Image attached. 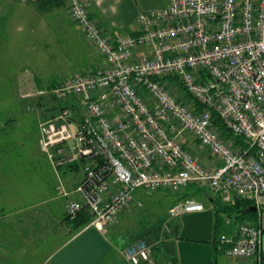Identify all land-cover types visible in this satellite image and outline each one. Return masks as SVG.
Wrapping results in <instances>:
<instances>
[{"label": "built area", "instance_id": "obj_1", "mask_svg": "<svg viewBox=\"0 0 264 264\" xmlns=\"http://www.w3.org/2000/svg\"><path fill=\"white\" fill-rule=\"evenodd\" d=\"M69 12L100 63L25 92L51 94L57 102L39 122V145L54 167L82 164L74 189L58 185L66 214L75 218L87 207L92 218L85 226L106 231L137 188L179 191L197 183L224 203L243 198L256 205L258 221L241 220L220 244L230 257L257 255L264 212V0H165L138 14L136 33L114 36L83 0H71ZM175 81L191 102L169 87ZM215 115L242 141L224 135ZM186 133L215 164L186 146ZM204 208L187 197L170 207L168 221ZM124 253L129 264H157L145 238Z\"/></svg>", "mask_w": 264, "mask_h": 264}, {"label": "rangeland", "instance_id": "obj_2", "mask_svg": "<svg viewBox=\"0 0 264 264\" xmlns=\"http://www.w3.org/2000/svg\"><path fill=\"white\" fill-rule=\"evenodd\" d=\"M35 6L37 3L31 1L0 0V204L5 205L7 212L37 196L27 190L30 187L33 190L44 183L49 191L50 183L56 181L53 166L39 145V122L52 113V105L57 102L51 94L25 97L27 92L23 91L22 79L31 71L46 85L84 70L92 64L93 56H99L73 22L67 27L66 24L60 27L48 25L33 12ZM64 14L62 11V16ZM50 17L54 18L53 15ZM168 84L188 102L192 101L182 85L176 81ZM187 135L188 139L194 140L192 134ZM199 145L195 142V152H198ZM209 191L207 186L197 183L179 191L139 187L131 206L107 226L108 235L123 249L139 238L151 239L154 244L147 241L155 247L170 233L165 223L172 225L175 222L168 221L173 202L185 198L186 193L197 200L207 201ZM11 194L14 196L12 208L2 203ZM16 198L22 199L15 203ZM6 211L0 205V213ZM20 215L16 213L14 219L19 220ZM181 221L183 226V218ZM14 224L18 223L14 221ZM153 228L159 231V235L150 232ZM186 231L190 232V229ZM160 250L154 249L153 252L157 264L165 263L170 256L168 250Z\"/></svg>", "mask_w": 264, "mask_h": 264}, {"label": "crops", "instance_id": "obj_3", "mask_svg": "<svg viewBox=\"0 0 264 264\" xmlns=\"http://www.w3.org/2000/svg\"><path fill=\"white\" fill-rule=\"evenodd\" d=\"M22 1L36 2L37 6L33 8V12L37 14L38 19L42 18L48 25L60 27L66 24L67 27L73 22L77 30L80 29L82 32V38L88 42L83 30L70 15L71 0ZM83 1L90 15L113 36L136 33L139 30L138 14L165 4V0ZM62 11L65 13L63 16ZM50 15L54 18L49 19ZM100 61L101 56L95 55L92 57L91 65H96ZM21 84L25 92L45 86L43 80L31 71L27 72ZM185 136L188 139L187 133ZM195 142V139H188L186 146H189L205 164H215L207 150L200 149V143L198 152L193 150ZM52 166L56 181L50 183L49 191L46 190L44 183H41L33 190L31 187L27 189L37 196L19 203V208L7 212L5 205L0 204L6 211L0 213V264H127L124 253L126 247L123 249L115 244L108 235L109 230L101 231L94 226H79L78 222L69 218L65 212L67 197L60 192L58 185L64 184L67 189H74L83 176L82 164L75 163L57 168L53 164ZM207 195L209 200H198L204 203L203 210L186 212L176 217V220L175 218L171 220L175 222L170 225V233L162 241L168 246L170 244V248L166 247L170 256L165 263L158 264H264V213L261 218L262 244L258 254L250 258L230 257L223 252L220 236L223 233L235 234L241 220L225 215L226 223L217 225L216 203L220 198L215 196L217 199L213 200L210 197L214 196L211 190ZM73 196L78 198L79 194L74 192ZM13 199L14 196L11 194L8 199L1 202L12 208ZM21 199L16 198L15 203ZM16 213H21L17 221L13 216ZM14 221L18 224H14ZM187 228L190 232L186 231Z\"/></svg>", "mask_w": 264, "mask_h": 264}, {"label": "trees", "instance_id": "obj_4", "mask_svg": "<svg viewBox=\"0 0 264 264\" xmlns=\"http://www.w3.org/2000/svg\"><path fill=\"white\" fill-rule=\"evenodd\" d=\"M189 96V95H188ZM189 98L191 99V97L189 96ZM214 121L215 123L217 124V126L220 128V130L224 133V135H229V136H232L236 142H241L242 141V137L240 136H233L232 132L228 131L223 122L221 121V119L215 115L214 117ZM168 190V189H167ZM190 194L186 193L185 194V198L189 197ZM210 197L213 199V200H216L217 198L213 195H210ZM183 198V197H182ZM183 198V199H185ZM177 200H175L173 202V204L176 202ZM253 202L249 199H243V198H238V199H235L233 202L231 203H224L222 202L221 199H218L217 200V205H216V212H217V225L218 224H225L226 223V218H225V215H228V216H235L236 219H240V220H251L252 221H255L257 222L258 221V213L257 211H250V212H245L244 209L248 206V205H251ZM172 204V205H173ZM121 213V212H120ZM119 213V214H120ZM69 217V216H68ZM118 217V216H117ZM70 218V217H69ZM92 218V214L91 212L89 211V209L87 207H84L82 208L78 214L75 216V218H71V219H74L75 221L78 222V225L79 226H83V225H86ZM117 219V218H116ZM113 223V222H112ZM150 232H153V234H156L159 235V231L156 229V228H153L151 229ZM146 239V238H145ZM148 240L150 243L154 242L152 241L151 239H146ZM162 242V241H161ZM160 242V243H161ZM157 244L155 247L153 246L154 249H158V248H161V249H166V247L170 248V244L169 246L162 242L161 244ZM154 249H152V252H154ZM154 254V253H153Z\"/></svg>", "mask_w": 264, "mask_h": 264}, {"label": "water", "instance_id": "obj_5", "mask_svg": "<svg viewBox=\"0 0 264 264\" xmlns=\"http://www.w3.org/2000/svg\"><path fill=\"white\" fill-rule=\"evenodd\" d=\"M256 210H257V207H256L255 204L248 205V206L244 209L245 212L256 211Z\"/></svg>", "mask_w": 264, "mask_h": 264}]
</instances>
